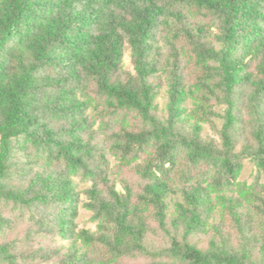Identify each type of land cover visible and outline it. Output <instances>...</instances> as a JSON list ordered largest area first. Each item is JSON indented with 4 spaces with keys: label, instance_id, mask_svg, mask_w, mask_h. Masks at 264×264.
I'll return each mask as SVG.
<instances>
[{
    "label": "trees",
    "instance_id": "obj_1",
    "mask_svg": "<svg viewBox=\"0 0 264 264\" xmlns=\"http://www.w3.org/2000/svg\"><path fill=\"white\" fill-rule=\"evenodd\" d=\"M0 264H264V0H0Z\"/></svg>",
    "mask_w": 264,
    "mask_h": 264
},
{
    "label": "rangeland",
    "instance_id": "obj_2",
    "mask_svg": "<svg viewBox=\"0 0 264 264\" xmlns=\"http://www.w3.org/2000/svg\"><path fill=\"white\" fill-rule=\"evenodd\" d=\"M124 58H125V69L131 70V64H130V60H129V56H128L127 52L125 53ZM181 62H182V65H184L186 67L188 66L186 63L187 61L185 59H182ZM215 123L217 126H219L220 120L216 119ZM203 132H204V134L209 135L213 138L218 137L217 136L218 134L215 131V128L210 127L209 124H206V123L203 124ZM107 159H108L107 169L113 173L112 175L114 178L117 179L116 174H118V176L120 175L121 177H123L124 179H126L128 181H131L133 183L135 182L136 176L130 174V171H128V169L127 170L123 169V168L119 169V167L117 166V160L115 159V157L113 155L107 154ZM104 168H105V166H104ZM253 174H254L253 164L251 162L245 160L243 162V166H242V169H241V172L239 175V180L244 181L246 183H250L252 181ZM82 186H84V184L81 183V187ZM76 222H77L78 227H85V228H90V229H94V227H95V223H93L89 220V212L86 211L82 207L79 208V216L77 217ZM137 261L142 263V262H146L147 260L143 259V258H139V259H137ZM128 262L134 263L133 260H129Z\"/></svg>",
    "mask_w": 264,
    "mask_h": 264
}]
</instances>
